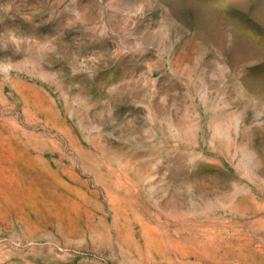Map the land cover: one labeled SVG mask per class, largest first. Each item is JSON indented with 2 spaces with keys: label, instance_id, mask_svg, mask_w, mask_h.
I'll return each instance as SVG.
<instances>
[{
  "label": "rangeland",
  "instance_id": "obj_1",
  "mask_svg": "<svg viewBox=\"0 0 264 264\" xmlns=\"http://www.w3.org/2000/svg\"><path fill=\"white\" fill-rule=\"evenodd\" d=\"M0 264H264V0H0Z\"/></svg>",
  "mask_w": 264,
  "mask_h": 264
},
{
  "label": "bare ground",
  "instance_id": "obj_2",
  "mask_svg": "<svg viewBox=\"0 0 264 264\" xmlns=\"http://www.w3.org/2000/svg\"><path fill=\"white\" fill-rule=\"evenodd\" d=\"M13 176V175H12Z\"/></svg>",
  "mask_w": 264,
  "mask_h": 264
}]
</instances>
